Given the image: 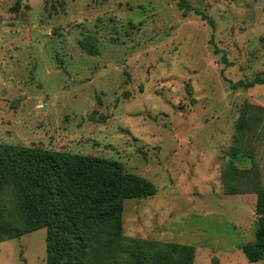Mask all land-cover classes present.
Returning <instances> with one entry per match:
<instances>
[{"label": "rangeland", "instance_id": "374dc122", "mask_svg": "<svg viewBox=\"0 0 264 264\" xmlns=\"http://www.w3.org/2000/svg\"><path fill=\"white\" fill-rule=\"evenodd\" d=\"M262 75L264 0H0V144L149 180L118 233L191 245L192 264H264L239 248L255 192L222 182L253 167L264 187V83L234 87ZM245 101L250 154L232 158ZM46 232L1 241L0 264H46Z\"/></svg>", "mask_w": 264, "mask_h": 264}, {"label": "trees", "instance_id": "16d2710c", "mask_svg": "<svg viewBox=\"0 0 264 264\" xmlns=\"http://www.w3.org/2000/svg\"><path fill=\"white\" fill-rule=\"evenodd\" d=\"M263 83L264 75L239 80L234 87ZM252 107L257 106L245 101L236 120L232 158L240 152L250 154L242 140ZM75 160L31 146L0 144V242L46 227V264L193 263L191 245L118 233L121 199L152 195L155 187L149 180L122 176L119 166L103 162H95L89 172ZM248 170L245 189L239 187L243 171L232 165L224 170L222 182L227 193L256 194L254 240L239 248L248 261L258 262L264 261V187L255 168ZM49 217L52 225L47 223Z\"/></svg>", "mask_w": 264, "mask_h": 264}]
</instances>
